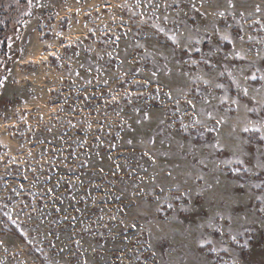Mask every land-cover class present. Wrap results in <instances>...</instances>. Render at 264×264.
Listing matches in <instances>:
<instances>
[{"label":"rangeland","instance_id":"obj_1","mask_svg":"<svg viewBox=\"0 0 264 264\" xmlns=\"http://www.w3.org/2000/svg\"><path fill=\"white\" fill-rule=\"evenodd\" d=\"M0 242L264 264V0H0Z\"/></svg>","mask_w":264,"mask_h":264},{"label":"snow or ice","instance_id":"obj_2","mask_svg":"<svg viewBox=\"0 0 264 264\" xmlns=\"http://www.w3.org/2000/svg\"><path fill=\"white\" fill-rule=\"evenodd\" d=\"M30 2H31V0H29V3H30ZM229 2H231V0H229ZM257 11H259V8L257 9ZM220 15H223V13L221 12ZM172 39H173V40H176V37L173 36ZM253 79H255V77H253ZM245 91H247V90H245ZM169 95H170V93H169ZM245 130L247 131V129H245ZM13 223H15V221H13ZM0 243H2V242H0Z\"/></svg>","mask_w":264,"mask_h":264},{"label":"trees","instance_id":"obj_3","mask_svg":"<svg viewBox=\"0 0 264 264\" xmlns=\"http://www.w3.org/2000/svg\"><path fill=\"white\" fill-rule=\"evenodd\" d=\"M18 232V231H17Z\"/></svg>","mask_w":264,"mask_h":264}]
</instances>
